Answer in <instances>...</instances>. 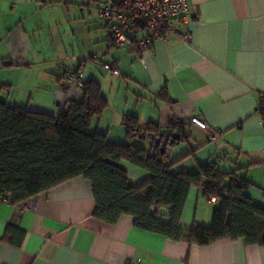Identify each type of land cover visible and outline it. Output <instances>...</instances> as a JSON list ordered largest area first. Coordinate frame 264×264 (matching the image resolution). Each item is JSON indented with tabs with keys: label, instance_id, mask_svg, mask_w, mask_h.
I'll use <instances>...</instances> for the list:
<instances>
[{
	"label": "crops",
	"instance_id": "obj_1",
	"mask_svg": "<svg viewBox=\"0 0 264 264\" xmlns=\"http://www.w3.org/2000/svg\"><path fill=\"white\" fill-rule=\"evenodd\" d=\"M107 0H0V101L10 107L56 115L83 92L68 79L79 70L94 80L107 105L89 130L126 140L122 119L135 116L167 130L186 122V137L168 149L171 171L194 172L215 163L247 178L244 193L264 208V123L256 108L264 91V0H186L191 31L158 39L142 57L133 40L109 47L99 8ZM100 4V5H99ZM98 53L119 74L83 62ZM197 116L220 132L215 141L191 122ZM148 150L149 140L132 139ZM129 182L146 170L118 163ZM218 200L191 187L180 225L208 227ZM91 183L77 176L13 204L0 196V264H264V246L242 238L199 245L172 240L122 215L108 224L93 215ZM13 231L6 234V228Z\"/></svg>",
	"mask_w": 264,
	"mask_h": 264
},
{
	"label": "trees",
	"instance_id": "obj_2",
	"mask_svg": "<svg viewBox=\"0 0 264 264\" xmlns=\"http://www.w3.org/2000/svg\"><path fill=\"white\" fill-rule=\"evenodd\" d=\"M81 89L83 98L66 101L56 115L0 101V196L19 204L82 176L91 183L94 217L108 224L130 215L137 227L176 241L204 245L242 238L248 244L264 246V208L244 193L252 185L247 178L222 172L212 161L198 164L194 172L171 171L184 156L170 163L168 149L186 137V122L172 119L165 133L155 123L141 124L137 117L125 115L126 140L113 143L106 133L89 130L93 117L107 105L98 83L82 82ZM172 133L179 138L170 141ZM134 137L149 140V149L134 143ZM120 161L146 170L149 178L131 184ZM193 186L202 189L205 198L218 200V205L208 227L193 224L184 229L180 217ZM11 231L13 228H6V234Z\"/></svg>",
	"mask_w": 264,
	"mask_h": 264
},
{
	"label": "built area",
	"instance_id": "obj_3",
	"mask_svg": "<svg viewBox=\"0 0 264 264\" xmlns=\"http://www.w3.org/2000/svg\"><path fill=\"white\" fill-rule=\"evenodd\" d=\"M99 15L108 33L107 44L117 47L133 40L139 55L148 53L154 41L177 35L186 40L191 31L179 30L180 24L188 25L189 8L186 0H107L100 8ZM83 62L118 75L119 69L111 62L102 60L98 53L87 55ZM83 73L70 74L68 79L76 86H82ZM256 111L264 123V91L260 94ZM191 122L205 129L209 141L220 137V132L208 126L197 116Z\"/></svg>",
	"mask_w": 264,
	"mask_h": 264
},
{
	"label": "water",
	"instance_id": "obj_4",
	"mask_svg": "<svg viewBox=\"0 0 264 264\" xmlns=\"http://www.w3.org/2000/svg\"><path fill=\"white\" fill-rule=\"evenodd\" d=\"M178 138H179V134L178 133H172V134H170L169 140L173 141L174 139H178ZM159 141H160V138H157L156 139V143L159 144ZM160 149H161V151L164 150L163 147H161Z\"/></svg>",
	"mask_w": 264,
	"mask_h": 264
},
{
	"label": "rangeland",
	"instance_id": "obj_5",
	"mask_svg": "<svg viewBox=\"0 0 264 264\" xmlns=\"http://www.w3.org/2000/svg\"><path fill=\"white\" fill-rule=\"evenodd\" d=\"M100 5V4H99ZM142 144V143H141Z\"/></svg>",
	"mask_w": 264,
	"mask_h": 264
}]
</instances>
